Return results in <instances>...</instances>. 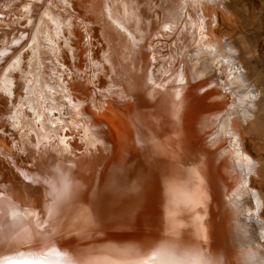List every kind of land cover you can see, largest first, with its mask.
Wrapping results in <instances>:
<instances>
[{
	"label": "bare ground",
	"instance_id": "obj_1",
	"mask_svg": "<svg viewBox=\"0 0 264 264\" xmlns=\"http://www.w3.org/2000/svg\"><path fill=\"white\" fill-rule=\"evenodd\" d=\"M226 1L264 19V0H0V264H264V232L238 228L262 200L238 218L196 134L198 113H259L224 85L256 92L215 34Z\"/></svg>",
	"mask_w": 264,
	"mask_h": 264
},
{
	"label": "rangeland",
	"instance_id": "obj_2",
	"mask_svg": "<svg viewBox=\"0 0 264 264\" xmlns=\"http://www.w3.org/2000/svg\"><path fill=\"white\" fill-rule=\"evenodd\" d=\"M238 2L241 4L238 5V8H245L248 3L256 8L262 3V0H238ZM235 7L236 4L234 3V7H232L229 1L219 5L218 9H223L222 13L219 14L223 16V19L219 18V26L215 28V34L218 37H222L225 31L231 34L230 40L235 48V54L242 57L248 81L255 85L251 84L256 88V92L253 96L245 95L244 92L238 89L232 76L224 85L230 87L232 92L231 103H235L238 110L251 114L258 110L259 113L256 119L254 116V118L244 120V123L241 121L238 128L233 126L236 130H233L231 125H222V113L215 110L205 114L204 112L198 113L197 120L202 121L204 119V123H202L201 128H196V134L200 145L211 155V158L225 162L226 172L231 175V179L228 180L226 185L228 194L232 197L234 210L236 213L239 212L238 218L240 216L244 218V214H253L255 201L252 191H257L264 205V19L256 18L252 23L241 19L240 15L230 14ZM63 20L64 18L61 16L54 19L53 23L57 31L60 24L65 23ZM250 24L262 25L263 28L257 34ZM230 25H233V27L228 29ZM247 27L251 29L247 30ZM222 140H224V143ZM238 144H240L242 155L237 151L239 148L235 147ZM246 159H252L260 163V176L255 177V181L253 180L245 188V191H242L244 189L241 188L240 183L243 181V165ZM232 192H235V194H232ZM16 200L15 202L18 201ZM241 213L243 214L241 215ZM254 217L256 222L244 221V224L238 227L241 231V241H248L251 231L255 232L254 234L264 232V210ZM259 250L264 253V242L263 248L259 247Z\"/></svg>",
	"mask_w": 264,
	"mask_h": 264
},
{
	"label": "clouds",
	"instance_id": "obj_3",
	"mask_svg": "<svg viewBox=\"0 0 264 264\" xmlns=\"http://www.w3.org/2000/svg\"><path fill=\"white\" fill-rule=\"evenodd\" d=\"M18 264H28V262H26V261H20V262H18Z\"/></svg>",
	"mask_w": 264,
	"mask_h": 264
},
{
	"label": "snow or ice",
	"instance_id": "obj_4",
	"mask_svg": "<svg viewBox=\"0 0 264 264\" xmlns=\"http://www.w3.org/2000/svg\"><path fill=\"white\" fill-rule=\"evenodd\" d=\"M153 259H155V257H153ZM145 264H148V262H145Z\"/></svg>",
	"mask_w": 264,
	"mask_h": 264
}]
</instances>
